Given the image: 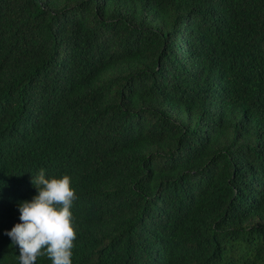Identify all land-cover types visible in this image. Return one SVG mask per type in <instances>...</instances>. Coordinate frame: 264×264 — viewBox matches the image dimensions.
<instances>
[{
  "label": "trees",
  "instance_id": "16d2710c",
  "mask_svg": "<svg viewBox=\"0 0 264 264\" xmlns=\"http://www.w3.org/2000/svg\"><path fill=\"white\" fill-rule=\"evenodd\" d=\"M40 169L72 264H264V0H0V264Z\"/></svg>",
  "mask_w": 264,
  "mask_h": 264
},
{
  "label": "clouds",
  "instance_id": "9594fccd",
  "mask_svg": "<svg viewBox=\"0 0 264 264\" xmlns=\"http://www.w3.org/2000/svg\"><path fill=\"white\" fill-rule=\"evenodd\" d=\"M31 184L36 195L18 204L21 222L5 233L19 247V264H36L40 257L51 264H72L77 234L71 208L77 196L71 177L46 176L40 169Z\"/></svg>",
  "mask_w": 264,
  "mask_h": 264
}]
</instances>
